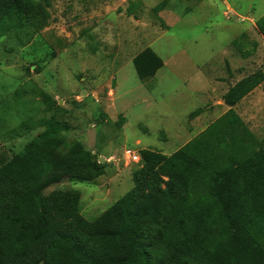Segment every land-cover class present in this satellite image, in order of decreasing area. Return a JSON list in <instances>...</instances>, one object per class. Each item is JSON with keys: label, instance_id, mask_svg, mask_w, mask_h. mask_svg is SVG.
<instances>
[{"label": "rangeland", "instance_id": "374dc122", "mask_svg": "<svg viewBox=\"0 0 264 264\" xmlns=\"http://www.w3.org/2000/svg\"><path fill=\"white\" fill-rule=\"evenodd\" d=\"M48 3L43 23L0 37V159L58 123L67 144L104 167L94 180L64 179L46 192L78 191L79 214L91 222L133 188L143 150L181 149L228 111L230 87L264 72V0ZM146 49L164 65L141 81L133 61ZM235 111L263 140L264 81Z\"/></svg>", "mask_w": 264, "mask_h": 264}, {"label": "trees", "instance_id": "16d2710c", "mask_svg": "<svg viewBox=\"0 0 264 264\" xmlns=\"http://www.w3.org/2000/svg\"><path fill=\"white\" fill-rule=\"evenodd\" d=\"M48 4L0 0V37L43 23ZM258 28L264 37V16ZM133 64L141 81L164 65L152 49ZM263 81L259 70L230 87L228 111L170 156L143 150L133 188L94 222L79 214L78 191H46L104 165L47 124L0 159V264H264V139L235 111Z\"/></svg>", "mask_w": 264, "mask_h": 264}, {"label": "built area", "instance_id": "2783aa9c", "mask_svg": "<svg viewBox=\"0 0 264 264\" xmlns=\"http://www.w3.org/2000/svg\"><path fill=\"white\" fill-rule=\"evenodd\" d=\"M139 160H140V158L138 156H134V158H133V162L134 163H138Z\"/></svg>", "mask_w": 264, "mask_h": 264}]
</instances>
